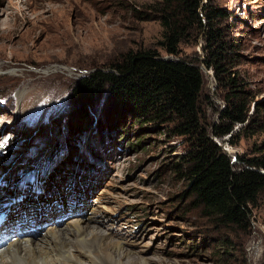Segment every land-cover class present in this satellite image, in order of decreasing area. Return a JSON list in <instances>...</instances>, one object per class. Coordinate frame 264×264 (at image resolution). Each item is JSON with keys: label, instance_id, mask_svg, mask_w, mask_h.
<instances>
[{"label": "rangeland", "instance_id": "374dc122", "mask_svg": "<svg viewBox=\"0 0 264 264\" xmlns=\"http://www.w3.org/2000/svg\"><path fill=\"white\" fill-rule=\"evenodd\" d=\"M152 1L73 0L84 7L86 11L82 13L69 9L67 0L47 2L59 10L28 13L30 27L36 30L34 36L27 27L15 28L21 13L0 17V199L6 197L2 192L8 190L7 197L16 198L8 199L14 200L16 206L22 202V209L36 200L45 206L66 201L67 205L61 206L68 211L74 201L69 204L70 196L65 200L57 198V191L69 187V194L85 205L72 204L73 209L85 215L90 208L83 219L88 220L89 231L95 229L105 235V241L113 239L120 244L115 255L123 263L262 264L264 193L251 208L249 229H216L193 207L187 181L173 169L172 164L186 151L183 139H170L151 125H141L131 114L117 113L110 97L105 101L98 94L94 103L81 112L70 100L79 81L100 68L107 69L124 52L154 47L165 57L173 58L158 46L162 28L157 19L148 18L147 12ZM213 3L229 12L223 27L226 40L234 49L232 74L242 82L251 121L247 126L236 125L232 134L222 138L213 135L215 124L221 123L223 110L228 106L226 95L230 94V88L218 82L213 70H203L202 107L210 135L232 157L235 169L240 170L243 165L236 157L264 155V0ZM26 4L31 6L35 0ZM1 9L7 10V3L0 1ZM59 24L64 28L56 29ZM202 42L200 39L196 45L181 44V56L191 57L198 52L203 58ZM73 125L85 130L76 147L85 135L88 139V148L81 154L71 146ZM56 142L60 144L56 154H64L62 147L67 143L71 152L46 165ZM8 144L7 154L3 153ZM32 170L36 171L37 180L42 178L45 192L36 194L31 182L21 185L18 193L17 188L10 190L11 185L20 184L17 179ZM19 196L21 200L17 199ZM87 202L94 203L93 207ZM32 208L37 217L43 213L39 204ZM57 210L53 205L43 217L47 221ZM76 218L68 216L65 222ZM58 227L62 229L66 224ZM45 232L46 229L43 236ZM69 238L81 240L75 235ZM68 247L78 253L85 246L75 243ZM99 262L115 264L101 256Z\"/></svg>", "mask_w": 264, "mask_h": 264}, {"label": "trees", "instance_id": "16d2710c", "mask_svg": "<svg viewBox=\"0 0 264 264\" xmlns=\"http://www.w3.org/2000/svg\"><path fill=\"white\" fill-rule=\"evenodd\" d=\"M147 12L148 18L157 19L162 28L158 46L173 58H166L154 47L124 52L107 69L100 68L79 81L70 100L81 112L98 94L105 101L110 97L117 113L131 114L141 125H151L170 139H183L186 151L172 165L187 181L193 207L216 229L232 232L241 226L247 230L251 208L264 193V155L236 157L243 165L236 170L232 157L210 135L202 107L204 64L214 71L220 84L230 88L228 106L221 123L215 124L213 135L222 138L232 134L236 125L247 126L251 121L242 82L232 74L234 49L223 27L229 12L213 0H153ZM200 39L203 58L198 52L191 57L181 56V44L196 45ZM64 125L66 128V121ZM81 128H71L74 148L85 133ZM66 151L71 152L68 143Z\"/></svg>", "mask_w": 264, "mask_h": 264}, {"label": "bare ground", "instance_id": "6f19581e", "mask_svg": "<svg viewBox=\"0 0 264 264\" xmlns=\"http://www.w3.org/2000/svg\"><path fill=\"white\" fill-rule=\"evenodd\" d=\"M0 1L4 2L5 4L7 3V10L1 9L0 17L10 16L11 14L14 13L17 14L21 13L22 18L15 24V28L20 29L22 26L27 27L28 32H30V34L34 36L36 30H33L30 27L28 13H30V11L35 12L38 10H42V13L49 14L54 10H59L56 7L48 5L47 2L52 3L53 1L58 2L60 0H35V4L31 6H28L26 4L28 0H22V1L20 0V2L17 0H0ZM16 2L19 3L16 4ZM67 2L68 4L67 3L66 4L69 9H74L78 13H82L86 11L84 10V7L78 5L77 3L76 5L73 2V0H67ZM5 23H6V19H5ZM0 25H1V20H0ZM62 28H64V25H60V24L56 27V29L58 30ZM24 40L26 41L27 39L25 38ZM56 40L58 41V39ZM2 67L3 66L0 65V71L2 70ZM22 205L23 203H18L16 207L21 208ZM39 205L42 208L41 212L43 213L40 212L38 213H40L43 217V215L45 214V210L43 209V207H45V204H39ZM8 207H10L11 209L14 208V206L12 205ZM73 208L74 207L69 209V213L70 214L75 213L74 215L79 214L81 216L77 217L76 220L70 223H66L64 221L66 227L62 229L60 227L57 228V226L52 225L51 226L52 228L49 227L51 230L49 228L46 229L47 232H45V236H43L44 234H42L43 231L40 230L41 231L40 232L39 229L35 233L23 234L24 230H22L20 227H14L11 230H3L1 228L0 244L5 241H7V243L0 247V264H101L99 262V256H101L104 260L106 259L109 262L115 264H135V260H130L128 263H123L122 258L117 256V254L115 255V251L118 248H120L119 246L120 244H118L115 241H112L113 239L111 241H105L104 240L105 235H102V233H98L95 229H91V231H89L90 226L87 223L88 220L85 221L83 220L85 218L86 213L85 215H83L80 212H76L75 211L76 208L75 209ZM26 213L28 214V212ZM1 214L2 212L0 211V215ZM51 215L52 214H50V216ZM53 223L55 224L57 223L59 225L58 222H53ZM4 226H6V224H3V227ZM84 234L86 235L85 237H83ZM73 235H75L77 239H81V240L76 241L75 238H73L72 241H69L68 238ZM39 237L42 238H40L39 240L38 239ZM75 243L78 244V246L79 245L85 246L84 249H80L78 253L71 252L69 250L70 247H68V245L69 244L73 245ZM93 245L95 249L93 248Z\"/></svg>", "mask_w": 264, "mask_h": 264}, {"label": "water", "instance_id": "95a60500", "mask_svg": "<svg viewBox=\"0 0 264 264\" xmlns=\"http://www.w3.org/2000/svg\"><path fill=\"white\" fill-rule=\"evenodd\" d=\"M166 58H167V57H166ZM201 68H202V70H204L205 72H206V71L208 72V70H209V69H207V67H206L204 64L201 65Z\"/></svg>", "mask_w": 264, "mask_h": 264}]
</instances>
